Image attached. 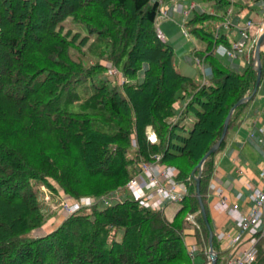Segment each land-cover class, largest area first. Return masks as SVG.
Here are the masks:
<instances>
[{
    "label": "trees",
    "instance_id": "16d2710c",
    "mask_svg": "<svg viewBox=\"0 0 264 264\" xmlns=\"http://www.w3.org/2000/svg\"><path fill=\"white\" fill-rule=\"evenodd\" d=\"M199 1L212 11L191 10L184 25L204 43L191 50L207 66L204 81L180 72L173 47L156 35L158 0H0V264H207L208 230L194 192L199 169L220 264L208 205L214 155L254 95L234 107L218 148L197 162L220 137L232 105L251 91L256 70L252 60L238 68L215 53L230 43L214 31L231 0ZM67 17L82 24L83 35L63 31ZM259 58L261 79L263 48ZM109 65L120 71L117 81L104 74ZM156 155L187 185L171 220L124 187L138 160ZM35 181L108 202L83 206L45 230ZM186 212H195L199 227L185 221ZM262 239L245 264H264Z\"/></svg>",
    "mask_w": 264,
    "mask_h": 264
},
{
    "label": "built area",
    "instance_id": "2783aa9c",
    "mask_svg": "<svg viewBox=\"0 0 264 264\" xmlns=\"http://www.w3.org/2000/svg\"><path fill=\"white\" fill-rule=\"evenodd\" d=\"M196 8L200 11H212V8L204 7L199 0H158L154 16L156 35L164 40L165 36L159 26V20L170 18L171 10H177L182 15L180 31L184 36L189 37L190 32L185 27L184 21L190 11ZM231 13L232 6L229 4L225 7L224 15L216 25L214 32L215 36L218 37L221 33H227L226 31L234 29L236 36L230 40L229 45L221 43L215 46L214 49L222 47V51L228 61L239 68L244 67L249 60L253 59L256 39L264 30V6L258 22L253 21L245 12H235L234 17H232ZM263 47L264 45L262 44ZM194 61L200 65L204 81L207 77L206 75H208V69L202 58L194 55ZM107 72L110 75H114L117 74L118 70L109 65ZM174 104L176 107L179 106L178 99ZM257 130L260 133L257 138L258 143L264 148V125L257 127ZM252 135L253 132L250 131L249 136ZM146 136L150 142L156 140V135L149 126L146 130ZM158 157L156 155L153 159L138 160L136 173L125 181L124 187L128 190L130 196L141 205L162 210L166 203L180 201L187 193V185L185 181L176 177L174 167L160 163ZM258 176L262 179V184L261 186L255 184L247 185L249 203L244 210L240 209L241 192H237L234 199L229 201L220 186L216 187L212 182L210 184L209 196L216 197L213 207L216 210L225 211L232 221L230 228L216 231L218 250L223 252L220 264H245L253 261L260 237L263 238L262 249L264 250V166L260 167ZM95 202L106 204L108 199L104 196L95 195H82L75 199L65 196L61 201L62 213L66 216L83 206H88ZM185 219L190 223L191 227H199L195 212H187ZM185 235L193 238L192 243H185L186 249L193 260L196 258L195 236L191 231L186 232ZM212 253L216 258V251L212 250ZM206 254V262L211 264L212 257L209 256L208 247L206 248Z\"/></svg>",
    "mask_w": 264,
    "mask_h": 264
},
{
    "label": "crops",
    "instance_id": "0c3cea01",
    "mask_svg": "<svg viewBox=\"0 0 264 264\" xmlns=\"http://www.w3.org/2000/svg\"><path fill=\"white\" fill-rule=\"evenodd\" d=\"M229 4L232 6V17L235 16V12L242 11L245 12L246 15L253 21L258 22L261 18L264 0H233L230 1ZM177 15L180 16L179 21H181L182 15L177 10H171V19H163L161 21L160 25L163 26V29L161 30L165 37H171L169 33V26L171 25V21L174 22V18H176ZM226 32L229 40L236 36V31L234 29ZM225 62L231 64L228 59ZM174 64L177 69H181L178 70L182 73V70L186 69L181 62L174 60ZM263 97L264 75L259 81V85L254 96L248 101L241 115V123L228 132L227 143L214 155V168L212 171L211 182L216 187H221L223 194L229 201L234 199L237 192H241V210L246 209L249 203L247 197V185L255 184L257 186H261L262 184V179L258 176V171L260 167L264 166V148L258 143L257 138L260 133L257 130V127L264 125ZM250 131L253 132L252 136H249ZM212 198L215 199L214 202L216 201L215 196H209L208 205L214 232L218 229L226 230L230 228L232 224L231 218L225 211L216 210L213 205H211ZM221 214L224 217V224L218 226L217 220ZM50 228L51 227L49 226V229ZM44 229L49 230L45 226Z\"/></svg>",
    "mask_w": 264,
    "mask_h": 264
},
{
    "label": "rangeland",
    "instance_id": "374dc122",
    "mask_svg": "<svg viewBox=\"0 0 264 264\" xmlns=\"http://www.w3.org/2000/svg\"><path fill=\"white\" fill-rule=\"evenodd\" d=\"M202 5L204 7H207L206 3H202ZM166 19H171V18H166ZM179 19H180V16L177 15V17L174 18V22L171 21V25L169 26V33L171 37L170 38L165 37L166 39L165 38L164 39L169 44H171V46L174 49L173 59L175 61L181 62V64L185 66L186 69L182 70L183 73L193 76L197 79H202L203 75L201 73V67L200 65L195 63L194 55L192 54L191 50L194 47L197 48V47L203 46L204 43L200 39L193 36L191 33L189 37L184 36L180 31ZM161 21L162 19L159 20V26L161 29H163V26L160 25ZM62 28L64 32L70 31L71 34L75 32H79L80 35L84 34V28L82 27V24L71 20L70 17H67L62 22ZM215 53L218 55V57L221 60L227 61V58L222 51V47L221 48L216 47ZM104 74H106L110 79H113V81L114 80L117 81L120 76V71L118 70L117 74H114V75H109L107 71H104ZM141 78H142V70H139L137 73V79L140 80ZM83 90H82V87L79 88V91L81 93H83ZM182 101H184V99H178V103H181ZM189 118L191 120L192 115H190ZM190 120L186 121V124H185L186 128H189L191 126L192 120L191 121ZM34 187L36 190L38 203L41 207V210L44 216L43 226L47 227V229H49V226L53 228L58 223H60L62 218L65 216L62 213L63 209H62L61 201H62V198L67 195L60 188L57 191H55V190L49 189L48 187L42 185L40 182H36V181L34 182ZM88 195H91V194H88ZM73 199H75V197ZM214 200H215L214 198L211 199V205H213ZM179 206H180L179 201L168 202L162 207V213L168 220H171L173 218L175 211L179 208ZM185 221L187 220L185 219ZM223 224H224V217L221 214L218 217L217 225L221 226ZM186 230L190 231L189 228H187ZM221 230L222 229H218L217 231H221ZM184 240H185L184 241L185 243L189 244V243H192L193 238L189 235L184 234ZM197 262H199L198 259H197Z\"/></svg>",
    "mask_w": 264,
    "mask_h": 264
},
{
    "label": "water",
    "instance_id": "95a60500",
    "mask_svg": "<svg viewBox=\"0 0 264 264\" xmlns=\"http://www.w3.org/2000/svg\"><path fill=\"white\" fill-rule=\"evenodd\" d=\"M264 37V30L263 32L257 37L256 39V42H255V45H254V50H253V59H252V67L256 70V76H255V80H254V84H253V87L251 89V91L243 96L242 98H240L238 101H236L232 107L230 108L228 114H227V117L225 118L224 120V123H223V127H222V132H221V135L220 137L218 138V140L203 154V156L199 159V161L197 162V166L200 167L202 162L204 161V159L206 158V156L209 154V153H212L214 152L217 148H218V145L220 143V141L222 140L224 134H225V131L227 129V123H228V118L230 116V114L232 113L234 107L236 105H238L239 103L241 102H245L247 101L248 99H250L252 97V95L255 94L256 92V89L259 85V81H260V76H261V63H260V58H259V49L262 48V39ZM199 172H200V169L198 170L197 174L194 175L195 177V185H194V192H195V195L198 199V202H199V207H200V211H201V215H202V219L204 221V224L208 230V236H209V244H208V248H209V256L212 257L211 259V264H214L215 263V257L212 253V244H211V238H212V231H211V228H210V225L208 223V220H207V217H206V213H205V210H204V206H203V203H202V200H201V196H200V192H199ZM193 173V172H192Z\"/></svg>",
    "mask_w": 264,
    "mask_h": 264
},
{
    "label": "bare ground",
    "instance_id": "6f19581e",
    "mask_svg": "<svg viewBox=\"0 0 264 264\" xmlns=\"http://www.w3.org/2000/svg\"><path fill=\"white\" fill-rule=\"evenodd\" d=\"M263 39H264V37H263ZM263 39H262V40H263Z\"/></svg>",
    "mask_w": 264,
    "mask_h": 264
}]
</instances>
